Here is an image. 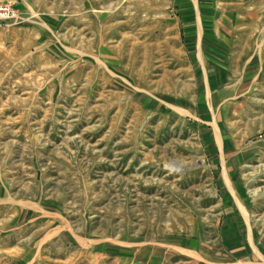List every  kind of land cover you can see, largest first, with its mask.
<instances>
[{"label":"rangeland","instance_id":"rangeland-1","mask_svg":"<svg viewBox=\"0 0 264 264\" xmlns=\"http://www.w3.org/2000/svg\"><path fill=\"white\" fill-rule=\"evenodd\" d=\"M0 264H264V0H0Z\"/></svg>","mask_w":264,"mask_h":264},{"label":"bare ground","instance_id":"bare-ground-1","mask_svg":"<svg viewBox=\"0 0 264 264\" xmlns=\"http://www.w3.org/2000/svg\"><path fill=\"white\" fill-rule=\"evenodd\" d=\"M177 168V167H176Z\"/></svg>","mask_w":264,"mask_h":264}]
</instances>
